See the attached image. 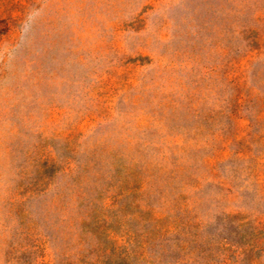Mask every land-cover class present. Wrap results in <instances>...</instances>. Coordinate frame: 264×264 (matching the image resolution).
<instances>
[{
  "label": "rangeland",
  "instance_id": "obj_1",
  "mask_svg": "<svg viewBox=\"0 0 264 264\" xmlns=\"http://www.w3.org/2000/svg\"><path fill=\"white\" fill-rule=\"evenodd\" d=\"M0 264H264V0H0Z\"/></svg>",
  "mask_w": 264,
  "mask_h": 264
},
{
  "label": "trees",
  "instance_id": "obj_2",
  "mask_svg": "<svg viewBox=\"0 0 264 264\" xmlns=\"http://www.w3.org/2000/svg\"><path fill=\"white\" fill-rule=\"evenodd\" d=\"M224 218H225V220H226L227 218H229V219H231V218L234 219L233 217H227V216L224 217ZM225 220H224V221H225ZM231 221H233V220H231ZM164 231H165L166 233H168L170 230H169V229H166V230H164ZM180 243H181L180 246H182V242H180Z\"/></svg>",
  "mask_w": 264,
  "mask_h": 264
}]
</instances>
